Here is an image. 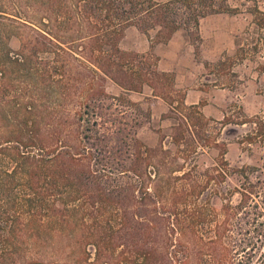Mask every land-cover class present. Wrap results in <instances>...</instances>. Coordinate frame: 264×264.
<instances>
[{"label":"trees","instance_id":"obj_1","mask_svg":"<svg viewBox=\"0 0 264 264\" xmlns=\"http://www.w3.org/2000/svg\"><path fill=\"white\" fill-rule=\"evenodd\" d=\"M40 1L45 6L33 8L39 16L25 23L33 34L17 57L6 42L0 50V73L14 68L25 75L24 93L7 104L13 110H0V264H36L39 258L29 255L33 244L55 233L79 232L81 248L94 247L97 259L130 249L120 258L139 264L156 263L160 250L151 243L162 241L158 234H173L162 221L173 232L202 238L206 217L189 211L196 188L191 170L176 174L181 170L174 162L198 141L205 116L198 105H187L186 94L176 98L175 76L159 70L158 58L123 51L120 42L131 27L156 33L151 48L182 31L198 50L201 21L239 9L228 0ZM252 15L264 28V12L257 7ZM8 16L0 8V19ZM145 87L170 106L176 155L165 149L163 136L156 147L138 136L141 117L150 122L151 116L130 94ZM225 151L219 165L226 172L217 169L222 178L232 174ZM251 169H237L242 201L236 211L231 204L222 208L224 226L208 238L232 246L231 264H264V197Z\"/></svg>","mask_w":264,"mask_h":264},{"label":"rangeland","instance_id":"obj_2","mask_svg":"<svg viewBox=\"0 0 264 264\" xmlns=\"http://www.w3.org/2000/svg\"><path fill=\"white\" fill-rule=\"evenodd\" d=\"M228 3L239 11L235 14L210 15L203 19L198 50L182 31L176 33L168 43H155L151 48L150 40L155 39L156 33L151 32L148 36L131 27L120 42L123 51L158 58L159 70L175 76V90L179 92L176 98L180 92L187 97L190 89L205 93L198 105L205 116V122L197 127L198 141L191 146L185 145L188 151L180 154L182 158L176 159L174 166L175 170H181L176 174L191 170V180L196 188L193 200L189 202V211L206 217L207 223L200 229L206 232L202 231V238L190 233L181 235L180 230L175 228L173 232L168 223L161 220L160 227L173 234L168 239L165 234H156L161 238L158 240L162 241L151 245L160 250V258L152 264H231L232 246L227 242L226 248L212 245L208 238L217 225L224 226L222 208L231 204L232 210L236 211L235 208L242 201L239 191L244 178L238 168H252L250 180L259 182L258 191L264 197V28L255 23L252 15V10L257 7L264 12V0H228ZM40 6H45L40 0H0V8L10 18L0 19V50L6 42L12 51L11 56L17 57L24 40L33 34L25 23L30 26L28 21L39 16L32 10ZM2 61L0 55V64ZM6 73H0V110L6 105L5 109L11 112L13 107L7 104L18 102L22 96L21 81L25 75L14 68H8ZM107 88L114 95L121 93L120 88L111 81H108ZM27 94L32 95L31 92ZM130 97L151 116L150 122L145 116L141 117L144 124L138 131L139 138L148 146L156 147L163 136L165 149L176 155L178 150L170 137L173 121L168 117L169 104L155 98L149 87H145L142 93H131ZM186 103L193 105L191 100ZM0 131L4 132L5 129L0 128ZM223 149L226 150L227 162L231 164L228 170L232 174L227 178L220 177L217 172L220 168L226 170L219 165ZM186 182L183 180L177 185ZM260 198L255 197L259 201ZM230 224L234 225L233 222ZM78 236L79 232L47 235L44 243L33 244L29 255L39 258L36 264H139L120 258L119 253L129 251L127 248L118 249L114 256L97 259L94 247H84L87 255L78 243ZM165 252L168 257L162 259L161 255Z\"/></svg>","mask_w":264,"mask_h":264},{"label":"crops","instance_id":"obj_3","mask_svg":"<svg viewBox=\"0 0 264 264\" xmlns=\"http://www.w3.org/2000/svg\"><path fill=\"white\" fill-rule=\"evenodd\" d=\"M204 91H201L199 89H190L188 91L186 101L191 100V104L193 105H199L200 102L202 101Z\"/></svg>","mask_w":264,"mask_h":264}]
</instances>
